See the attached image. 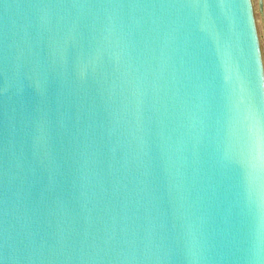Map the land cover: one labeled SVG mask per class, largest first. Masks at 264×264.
Instances as JSON below:
<instances>
[{"label": "water", "instance_id": "95a60500", "mask_svg": "<svg viewBox=\"0 0 264 264\" xmlns=\"http://www.w3.org/2000/svg\"><path fill=\"white\" fill-rule=\"evenodd\" d=\"M256 52L247 0H0V264H264Z\"/></svg>", "mask_w": 264, "mask_h": 264}, {"label": "snow or ice", "instance_id": "6c2138e0", "mask_svg": "<svg viewBox=\"0 0 264 264\" xmlns=\"http://www.w3.org/2000/svg\"><path fill=\"white\" fill-rule=\"evenodd\" d=\"M253 39L254 37L249 39L250 53L255 48L252 43ZM254 65L258 70L260 79L264 81V57L260 56L258 52H256ZM250 134L252 146L244 164L251 175L264 179V114H261L260 118L256 120L255 125L250 129Z\"/></svg>", "mask_w": 264, "mask_h": 264}, {"label": "rangeland", "instance_id": "374dc122", "mask_svg": "<svg viewBox=\"0 0 264 264\" xmlns=\"http://www.w3.org/2000/svg\"><path fill=\"white\" fill-rule=\"evenodd\" d=\"M258 54L264 57V0H247ZM263 92H264V81Z\"/></svg>", "mask_w": 264, "mask_h": 264}]
</instances>
